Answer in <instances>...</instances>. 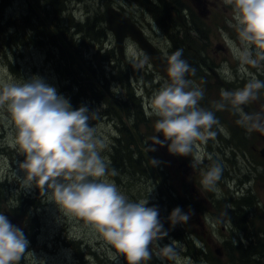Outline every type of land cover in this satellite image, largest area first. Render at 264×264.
<instances>
[{
  "label": "rangeland",
  "instance_id": "1",
  "mask_svg": "<svg viewBox=\"0 0 264 264\" xmlns=\"http://www.w3.org/2000/svg\"><path fill=\"white\" fill-rule=\"evenodd\" d=\"M10 1H12L10 7L3 9L4 0H0V81L22 83L23 81H31L34 77H39L45 84L55 88L58 95L67 100V94L59 92L61 83L58 80L59 76L54 71L52 64L55 62V59L52 58L51 62L48 60L49 53L58 57L60 55L59 50L47 41H45V47L35 43V40H41L39 37L40 34L45 35L47 32L44 24L51 23L56 33L66 34L74 42L76 47L73 45L70 48L71 54L75 57H78L79 54L80 56L82 55L81 59L83 62H87L86 66L90 74L93 73L100 77H106V80L102 81V85L103 87L108 86L107 92L111 96L112 94H117L125 102V106H123L125 118H128L127 114L129 115L130 112L133 114V103L130 100L132 96L129 94L131 93L140 101L141 109L145 115V122L142 124L138 123L136 130H133L140 137V139H137V147L140 151H151L155 155L158 164L162 165L166 173V180L162 182V191L166 192V190H170L175 193L177 199H173V206L177 208L179 207L178 202L182 203L185 198L189 200L191 197L190 188L192 186L199 187L203 195L213 201V204L211 203L213 205L212 209H207L203 206L199 210L196 208L195 203L191 202V207L187 208L192 211L191 218L187 222L177 223L176 232L179 237L154 241L150 246L152 253L151 259L142 262V264H210L205 257L221 261L215 254V248L218 247L221 239V222L219 219V210L217 209L219 207L216 206L220 205L226 187L221 176L216 182V190L214 191L208 190L202 185L203 175L211 167L209 163H204V161L208 153L212 151L211 155L215 156L216 164L221 167L223 174L228 169H239L240 173L238 174V178H243L244 175L249 177L248 184L253 186L251 193L262 203L264 202V163L259 156L253 154L251 150L246 149V152H243V156H236L238 162L232 168V164L234 163L226 161L230 156L229 147L220 152L222 154L217 150V146L221 144L220 139H223L224 136L227 137L226 134L219 132L220 135L214 133L207 140L196 142L194 148L195 156L198 155L200 158V163L195 166L196 173L190 177L185 176L181 178L177 174L176 164L173 163V158L176 155L170 154L167 146L160 147L159 145H153V137L156 136L155 123L158 118L151 114L149 102L153 93L159 90L166 81L155 69L148 65V59L138 50H135L130 43L126 45L127 51L125 59H121L118 56L112 35L109 37L107 35L108 38L105 37V39H103V36H100L94 38V40H80L81 37H90L93 34L94 30L92 32L85 30L84 25L88 19H90L93 25L95 24L94 29L96 31L98 30L97 26L103 28L99 20H97L98 25L96 26V16L98 14L105 15L106 10L109 8L128 11L130 6L136 7L138 5V0ZM41 7L42 9L40 11H36L37 8ZM189 7L195 11L191 5ZM3 10H6L4 15ZM29 15H31L33 23L29 22ZM225 16L227 17L226 25L230 33L237 34L236 21L234 22L231 12L226 13ZM10 18H12V22L8 25ZM19 20L32 25V29L36 31V38H28L24 42V45L17 46L11 39H8V35L17 32L14 22ZM145 20L147 21L148 18L146 17ZM154 20L158 26L167 31L174 39L167 46L170 51L169 53L176 52L174 50V42L177 44V50L182 51L180 45H183L182 43L184 42H182L178 33L169 25L162 27L155 17ZM78 25L81 26L79 27ZM219 25V20H207L202 24L203 29H200L201 33L210 29V32L213 33V46L219 44L220 41L222 42L226 37V34L222 35L221 31H219ZM4 31L5 34L3 33ZM163 44L164 40L161 39L159 43L160 48L163 47ZM234 44L240 47V39L236 38ZM230 48L229 59L234 60L232 45ZM110 51L114 52L115 57ZM106 54H110L112 59L107 61ZM167 56L169 55L167 54ZM9 65L13 70H10ZM61 66L65 68L63 64L59 63V69H61ZM227 72L230 73L231 78H229V75H226V79L233 85H238V81L235 80V74L228 69ZM194 76L198 78L197 73ZM115 78H126L127 85L123 87L114 80ZM129 78L131 81L130 84H128ZM191 80L192 82L189 83L190 88L198 87L204 91L203 86L196 84L194 79ZM68 91L72 95L79 97L69 87ZM127 95L128 97L126 98ZM212 95L216 96V93ZM218 95H220L219 91L217 92ZM79 99L87 100V98L80 97ZM203 100L204 98L200 102ZM113 101L111 100L110 102ZM255 101L264 110V105H262L264 102L260 95H258ZM80 107H86L89 114L94 115L92 120H89V124L95 128L97 138L105 145L100 151V155L107 164L108 174L101 179L115 183L118 190L130 202L156 199L158 197L157 185L152 180L146 179L145 177L128 180L127 177L130 176L129 174L114 172L112 168L115 157L118 158L119 162L122 159L123 165H126L128 163V150L132 151V154L135 151L134 144H128L124 141L115 152L114 143L117 136L119 137L121 126L117 120L112 118L113 112L105 111L106 107L104 106L102 108L98 104L88 102H82L77 109ZM77 109L74 108L73 110ZM103 111L105 112L103 113ZM125 118V122L123 123L129 127L131 123H128ZM211 132L213 133V131ZM16 134V127L7 107L0 108V184H5L0 189L2 196L0 197V214H4L5 210L12 215L9 209L16 208L23 200L22 208L28 211V214L17 218L12 216L15 227L22 230L24 236L34 232V235L30 239L27 238L29 242L27 247L28 251L24 256V263L20 264H76L73 247H70V243L78 244L79 257L83 258L84 261H89L90 264H127L125 257L117 252L94 226L74 214L67 213L53 202L47 188H45V192L40 190L35 184L30 188H26L24 182L26 173L19 167V164L24 160V156L19 145L15 142ZM245 157H249L252 161L259 163L247 162ZM135 158L136 156L134 155L133 159ZM132 164L134 166L140 164L139 159L133 160ZM232 185L230 184V188H232ZM27 197L32 199L31 202L24 200ZM189 210L185 212H189ZM242 215L245 218V222H248L247 217L244 214ZM236 222L238 224L241 223L238 219ZM35 233L37 234L35 235ZM189 237H191L192 241H190ZM30 241H34V243ZM167 244L173 245L178 254V261H169L159 257L158 253L160 248Z\"/></svg>",
  "mask_w": 264,
  "mask_h": 264
},
{
  "label": "clouds",
  "instance_id": "2",
  "mask_svg": "<svg viewBox=\"0 0 264 264\" xmlns=\"http://www.w3.org/2000/svg\"><path fill=\"white\" fill-rule=\"evenodd\" d=\"M225 2L233 7L241 41L240 47L232 45V53L240 62L241 74H246V65L258 67L264 61V0ZM166 71L169 82L154 92L149 102L151 114L158 118L153 145L167 146L170 154L189 157L197 141L214 135L210 130L218 121L213 112L199 107L203 91L189 87L185 76L194 70L182 59L181 50L168 57ZM225 74L231 78L227 69ZM260 89H264V81L252 78L242 89L221 92L222 101L239 114L237 123L248 131H264V117L245 113L240 107L256 99ZM5 106L17 130L15 142L24 156L19 167L26 173V188L33 184L44 192L47 188L53 202L94 226L127 264L150 260V246L166 238L168 231L159 218L158 207H149L144 200L130 202L115 183L101 179L108 174V167L100 155L105 145L89 124L94 115L86 107L73 110L69 101L39 77L22 83L0 81V108ZM225 106L216 104L218 110ZM198 163L197 155L191 166ZM221 171L218 164H213L204 173L202 185L216 190ZM191 215V210L184 212L177 207L169 216L170 224L187 222ZM28 243L23 231L0 214V264L18 262ZM158 255L178 261L172 244L160 248Z\"/></svg>",
  "mask_w": 264,
  "mask_h": 264
},
{
  "label": "flooded vegetation",
  "instance_id": "3",
  "mask_svg": "<svg viewBox=\"0 0 264 264\" xmlns=\"http://www.w3.org/2000/svg\"><path fill=\"white\" fill-rule=\"evenodd\" d=\"M191 1L192 0H138V5L136 7L130 6L128 11L117 10L130 19V21L141 31L144 38L158 51L160 56L167 61L168 57L173 54L169 53L170 51L167 46L169 43L171 44L174 39L167 31L155 23L154 16L150 11L161 10V8H165V6L170 4V6L167 7L168 14L172 21L177 25L174 26L173 29L181 37L182 42H184L182 44L186 46L188 51L185 61L190 68L194 70L186 74L185 79L189 81V83L192 82L191 79H194L196 84L204 87V100L201 102L199 101V106L213 112L218 121L217 124L213 125L210 131H213V133L218 135H220L219 132H221L227 136H222L224 140L220 139L221 144L217 146V150L220 153L229 147L230 156L226 161L234 163L232 164V168L237 165L238 161L236 160V156H243V152H246V149L251 150L253 154L259 156L264 163V158H262L260 154V151L264 147V141L260 137L259 130L248 131L245 127L237 123L240 119L239 114L230 104L222 101L221 98L222 90L233 91L235 89H242L252 78L264 81V61H261L258 67L246 65V74H240V62L235 58L234 60L229 59V52L231 50L230 46L235 43L236 38H239L238 33H230L226 25L227 17L225 14L231 12L232 18L234 16L232 5L226 3L225 0H205L208 16L202 21L219 20V31H221L222 35L226 34V37L222 42L220 41L219 44L213 46V33L210 32V29L203 33H197L189 29L191 13L186 7L191 5L194 9ZM173 6L179 10L183 25L178 24L175 21V13L172 10ZM191 11L192 13L195 12L194 14L198 18L196 10ZM146 17L148 18L147 21L145 20ZM160 25L163 27L162 24ZM161 39L164 40L162 48L159 46ZM129 43L135 50H138L144 57H146L149 62L148 65L156 70L149 57L142 52L137 43L127 37L125 45ZM174 47V50L177 51L178 47L175 42ZM167 54L169 56H167ZM192 60L197 61L198 64L192 63ZM225 69H228L235 74V80L238 81V85H233L226 79ZM193 73H197L198 78L194 76ZM215 76L218 77L219 84H215ZM218 91L220 92V95L217 96ZM213 93H216V96L212 95ZM258 95H260L264 102V89H260L257 93V97ZM255 100L256 99L251 100L240 107L245 113L250 115L258 114L264 117V110L261 109ZM221 102L225 103L226 106L224 109L218 110L216 104ZM159 138L163 140L162 135H160ZM211 153L212 151L208 153V156L204 161V163H209L210 166L216 164V160L214 159L215 156L211 155ZM195 154L194 149L193 155H190L189 157L174 156L173 163L176 164L175 168L178 175H180V173L177 167L182 163H186L192 168L188 177L196 173L195 167L191 166ZM249 157H245L247 162L252 161ZM252 162L256 164L259 163L257 161ZM239 173V169H228L225 171V174L221 172V178L225 184L226 191L223 193L224 197L221 198L220 205L216 206L219 207L217 209L219 210V219L221 222V239L218 244L221 253L220 262L221 264H264V202H260L256 196L251 193L253 186L248 184L249 177L244 175L243 178H238ZM230 184H233L232 188H230ZM190 194L191 197L189 200L186 198L184 199V201L187 202L188 207H191L194 202L198 210L200 208L202 209L203 206L207 209H212L213 201L207 199L199 187L192 186L190 188ZM239 211L247 217L248 222L244 221L245 218L242 214H238ZM241 215L243 220H240L239 218ZM237 219L241 223L238 224V222H236Z\"/></svg>",
  "mask_w": 264,
  "mask_h": 264
},
{
  "label": "trees",
  "instance_id": "4",
  "mask_svg": "<svg viewBox=\"0 0 264 264\" xmlns=\"http://www.w3.org/2000/svg\"><path fill=\"white\" fill-rule=\"evenodd\" d=\"M12 1L10 0H4V8L6 9L8 7H10ZM31 5V4H30ZM43 7V6H42ZM41 8H37L36 11H40ZM168 6H165V8H161V10H153L150 11L151 14L157 19V21H159L160 24L163 25V27H165L166 25H169L170 27L174 28V26H177L176 23H174L172 21V19L170 18L169 14H168ZM150 8V6H149ZM188 9V11L191 13V22L189 24V29L191 31L200 32V29L202 28V24L204 22H202V20H199L196 15L194 14V12L192 13V9L189 7H186ZM3 15L5 13L6 10H3ZM48 15V14H47ZM96 26L98 25V21H100V24L103 25V28L100 26H97V29L95 31L94 27L95 24L93 25L90 21V19H88L84 25L85 30L92 32L93 34L90 37H81V41L83 39H92L94 40V38L96 37H100L103 36V39H105V37L110 36V34L108 33V31L105 29V15L104 14H98L96 16ZM28 18L30 19L29 22L33 23L32 19H31V15L28 16ZM10 21L8 22V25L11 24L12 22V18L9 19ZM167 22V23H166ZM15 23V29L17 30V32L12 33V35H8V39H11L13 43H15V45L19 46V45H24V42L27 41L28 38H32L35 37V32L32 29V25L30 23H26L24 21H17L14 22ZM47 28V32L45 35H39V37L41 38V40L37 39L35 40V43H38L40 45H42L43 47L46 46L45 41H47L48 43L52 44L53 46L56 47L57 50H59V56H55L52 53L48 54V60L51 62L52 58L55 59V62L52 63L53 67H54V71L57 72L59 78V82L61 83V87L59 88V92H64L67 97V100L69 101L70 105L72 106V109L74 108H78L80 106V104L82 102H88V103H93V104H98L100 105V107L105 108V111H112L113 115L112 118H114L115 120H117L121 126V129L119 131V137L117 136L115 143H114V149L115 152L118 150V148L122 145V142H127L128 144H134L135 145V151L134 154H132V151L128 150V157H127V164L123 165V160L121 159L120 162L118 160V158H114L113 161V170L114 172H122L125 174H129L130 176L127 177L128 180H133L135 178H142L145 177L146 179H150L152 180L156 185H157V192H158V197L154 200H146L148 201V206L152 207V206H156L159 209V218L161 220V222L164 225L165 230L168 231V236L166 238H178V233L176 232L177 230V223L175 224H170L169 221V216L171 214V212L173 211V209H175V207L172 204L173 199H177L175 193H173L170 190H166L162 191V182L166 180L165 178V171L163 170V167L161 164H156L154 165L152 163L151 160H156L155 155L151 152V151H140L137 147V139H140V137H138V134L133 132V130H136L137 128V124L138 123H144L145 122V115L141 109V105H140V101L133 96L131 93L129 95L132 96V98L130 99L131 102L133 103V114H130L128 116V118L124 117V108L123 106H125V102L122 101L121 97H119L117 94L111 96V94H109L107 92L108 86L103 87L102 85V81L106 80V77H100L97 74H93V73H89L86 63L87 62H83L82 61V55L80 56V54L78 55V57H75L74 55L71 54V50L70 48L74 45L76 47V45L74 44V42H72L70 40V37H68V35L66 34H58L55 32V30L53 29V25L51 23L49 24H44ZM79 27L81 25H78ZM5 34V31L3 32ZM32 35V36H31ZM107 37V38H108ZM36 38V37H35ZM59 41V42H58ZM59 43V44H57ZM102 46V45H101ZM182 47V57L184 60H186L188 51L186 49V46L180 45ZM179 46V47H180ZM191 46L194 48V46L191 44ZM77 50V49H76ZM102 51H104L103 49H101ZM114 57L115 54L113 51H110ZM108 60H111L112 57L110 56V54H106L105 55ZM192 62L198 64L197 61H193ZM59 63L63 64L65 68L59 69ZM10 66V65H9ZM10 70H13V68L10 66ZM88 71V72H87ZM196 73H193V75H195ZM113 79V78H112ZM116 82H118L119 84H121L123 87H125L127 85V81L126 78H115L114 79ZM130 78L128 80V84H130ZM68 87L69 89H72L74 93H77V95H79L80 98H87V100H82L79 99V97H76L74 95H72L71 93H69L68 91ZM65 90V91H64ZM76 91V92H75ZM89 95V96H88ZM116 97V98H115ZM128 97V95L126 96V98ZM111 100H114L113 102H110ZM137 102V103H136ZM126 108V107H125ZM132 108V107H131ZM126 110V109H125ZM103 111V113L105 112ZM124 118L128 121V123H131V125L129 127H127V125L123 122ZM134 155L136 156L135 159H139V163L138 165L134 166V164H132L133 157ZM157 161V160H156ZM137 173V174H136ZM141 176V177H140ZM4 183L0 184V189L2 186H4ZM5 193V192H4ZM23 195V193H22ZM0 197L1 196V190H0ZM27 202H31L32 199H30L29 197H27L26 199ZM179 203V208H181L184 212L189 210L188 205L185 201H182V203ZM23 204V200L20 202V204H18V206L16 208H12L9 209L10 213L12 214V216H14V218L23 216L26 214H28V211H25V209H23L22 207ZM190 207V206H189ZM242 214L241 211L238 212V214ZM28 216V215H27ZM240 220H243V217L241 215V217L239 216ZM245 221V219H244ZM38 229V228H37ZM37 233H35L36 235ZM34 235V232L30 235H25L26 239L30 237H32ZM31 243H34V241H30ZM70 247H73V251H74V256H75V260H76V264H90L89 261H84L83 258L79 257V252H78V244L75 243H70L69 244ZM76 251H75V250ZM28 248L26 249L25 253L21 256V259L18 262H15V264H20V263H24V256L27 253ZM96 258V257H95ZM205 259L207 260L208 263L210 264H220V261H218L217 259H209L207 257H205ZM97 264V263H95Z\"/></svg>",
  "mask_w": 264,
  "mask_h": 264
},
{
  "label": "water",
  "instance_id": "5",
  "mask_svg": "<svg viewBox=\"0 0 264 264\" xmlns=\"http://www.w3.org/2000/svg\"><path fill=\"white\" fill-rule=\"evenodd\" d=\"M192 5L196 10L198 18L205 20L208 16L206 2L205 0H192ZM172 10L175 13V21L178 24L183 25L179 10L173 6ZM105 27L108 32L113 36L115 48L120 57H123L125 40L129 37L131 40L135 41L140 47L142 52H144L150 59L151 63L156 68L159 75L166 81L169 82L167 76V61L164 60L158 51L144 38L141 31L130 21L120 11L110 8L106 11L105 16ZM215 84H219L218 77L215 76ZM260 137L264 141V131H260ZM262 158H264V147L260 151ZM177 169L179 170L180 176L185 177L189 176L192 168L189 167L186 163L179 164ZM194 191V189H193ZM4 215L9 219L10 223L15 226L14 218L7 211L4 210ZM215 254L220 258L221 253L219 247L215 248Z\"/></svg>",
  "mask_w": 264,
  "mask_h": 264
},
{
  "label": "bare ground",
  "instance_id": "6",
  "mask_svg": "<svg viewBox=\"0 0 264 264\" xmlns=\"http://www.w3.org/2000/svg\"><path fill=\"white\" fill-rule=\"evenodd\" d=\"M117 10V9H116ZM119 11V10H118ZM126 51H127V47H126V45H124V53H123V57H120L119 55V57L121 58V59H125V57H126ZM189 166V165H188Z\"/></svg>",
  "mask_w": 264,
  "mask_h": 264
}]
</instances>
